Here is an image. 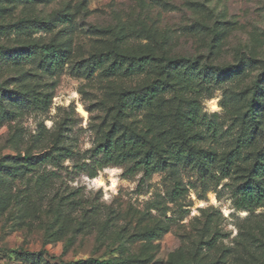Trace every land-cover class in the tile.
<instances>
[{"label": "rangeland", "instance_id": "obj_1", "mask_svg": "<svg viewBox=\"0 0 264 264\" xmlns=\"http://www.w3.org/2000/svg\"><path fill=\"white\" fill-rule=\"evenodd\" d=\"M29 21L52 29L17 34ZM46 45L69 52L61 74L45 75L38 57L14 64ZM0 52V104L16 114L0 124V264H32L25 254L43 264H264V206L236 207L264 149V0H0ZM110 52L151 56L156 67L131 77L78 71ZM156 82L169 91L123 124L170 152L169 165L150 176L111 166L98 184L91 156L118 123L119 97ZM37 93L50 95L47 111L23 105ZM246 131L259 134L256 145L226 169ZM182 147L191 159L174 157ZM57 148L70 157L40 161Z\"/></svg>", "mask_w": 264, "mask_h": 264}, {"label": "trees", "instance_id": "obj_2", "mask_svg": "<svg viewBox=\"0 0 264 264\" xmlns=\"http://www.w3.org/2000/svg\"><path fill=\"white\" fill-rule=\"evenodd\" d=\"M34 22H27L26 25H20L16 29L17 34H25L28 37L38 33L39 30L49 32L52 29L51 23L43 21L40 24H34ZM56 23L72 25L73 16L71 15H57L55 19ZM3 30V28H1ZM3 33V31H1ZM3 54L0 52V62L3 59ZM23 57V58H21ZM40 58V69L43 73L50 77H55L61 74L69 59V52L62 50L58 46L46 45L41 47H33L24 51V54L19 58H15L14 64L18 65L24 61H30L34 58ZM23 59V60H21ZM167 64L169 69L172 66H176L175 61ZM157 60L149 57H130L122 56L115 53H106L93 55L88 60L83 61L78 71L86 73L88 78L93 77L96 73L103 77L112 76H136L143 74L148 70L155 69ZM188 68H194V64L188 66ZM192 79V78H191ZM190 81V79L186 80ZM170 86L156 82L150 87L127 92L119 97L117 105V124L114 125L112 133L108 140L101 146H99L94 152L92 157V164L88 176L92 179L97 178L100 171L108 167L128 166L132 165V170L144 171L146 176H150L154 173L162 172L169 165L170 152L160 150L157 146H154L141 135L130 132L123 121L130 117H133L137 113L150 109L156 98L169 91ZM23 105L28 108L33 107L47 111L52 103L51 97L48 94L37 93L32 98L22 100ZM17 104L21 106L18 102ZM256 102H250V113L254 114ZM16 114L6 111V109L0 104V124L2 122H9L15 119ZM197 116H192L186 124L188 134L193 132V129L197 127ZM119 135V136H118ZM259 134L257 132L249 133L244 132L237 142L236 149L229 155L226 161V169H230L231 166L241 158L242 151L250 147L255 146ZM174 157L178 160L191 159V151L185 148L174 149ZM171 154V155H172ZM70 152L64 148L55 149L54 153H47L43 155L40 161H57L60 157L67 159L70 157ZM187 156V157H184ZM202 159V154L199 155ZM34 166L37 162H31ZM88 166V165H87ZM38 180H46L45 177L39 176ZM237 209L238 210H254L264 206V149L256 156V162L248 180L237 189ZM27 259L32 261V264L44 263L42 261V254L39 258H35L33 254H25ZM66 264H118L116 261H94V260H80L77 263Z\"/></svg>", "mask_w": 264, "mask_h": 264}, {"label": "bare ground", "instance_id": "obj_3", "mask_svg": "<svg viewBox=\"0 0 264 264\" xmlns=\"http://www.w3.org/2000/svg\"><path fill=\"white\" fill-rule=\"evenodd\" d=\"M95 181H96L98 184H102V181H101V179H99V178H97Z\"/></svg>", "mask_w": 264, "mask_h": 264}]
</instances>
